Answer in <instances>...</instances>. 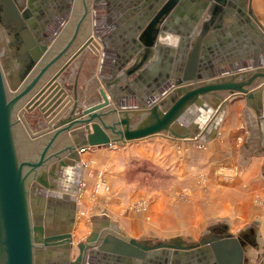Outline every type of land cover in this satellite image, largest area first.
I'll return each instance as SVG.
<instances>
[{
	"label": "water",
	"instance_id": "obj_1",
	"mask_svg": "<svg viewBox=\"0 0 264 264\" xmlns=\"http://www.w3.org/2000/svg\"><path fill=\"white\" fill-rule=\"evenodd\" d=\"M22 1L2 0L8 19L22 29L12 51L4 46L7 55L0 52V264H43V258L54 252L64 256L63 264H87L96 253L94 248L134 258H144L155 248L193 249L192 253L200 260L204 258L205 264H240L243 248L230 235L192 243L175 238L151 244L105 233L97 225L76 244L79 254L70 259L75 245L74 217L64 209L65 225L57 226L59 208L64 203L53 197L51 191L60 169L80 162L81 151L85 148L124 145L157 134L182 139L203 138V132L208 129L179 127L174 123L177 115L192 101L208 104L216 111L221 102L223 110L227 100L220 91L252 96L250 87L264 78V68L243 70L208 81L197 79L194 70L187 71L182 78L194 81L193 84L157 83L147 96L133 101H127V93H119L107 84L106 88L99 89L102 100L83 106L76 85L73 95L69 94L59 79L76 57L92 44L95 35L107 45L97 32L94 36L91 34L92 0H75L70 22L54 39L46 36L42 26L28 25L24 19L28 17L25 13L27 0ZM178 1L168 0L154 12L135 39L139 42L134 45L138 46L134 48L135 60L126 69L118 66L122 74L115 78L116 82L138 73L148 62L157 32L162 30L169 10ZM224 5L225 0H213L210 4V18L203 22L196 46H200L203 35L211 27H221L228 10ZM9 60L14 64L10 65ZM240 77L242 80L237 81ZM34 111L38 128L27 117L28 112ZM68 202L66 205L72 207L74 202ZM201 246L203 248L196 250Z\"/></svg>",
	"mask_w": 264,
	"mask_h": 264
},
{
	"label": "crops",
	"instance_id": "obj_2",
	"mask_svg": "<svg viewBox=\"0 0 264 264\" xmlns=\"http://www.w3.org/2000/svg\"><path fill=\"white\" fill-rule=\"evenodd\" d=\"M166 1L168 0H92L91 34L94 36L97 32L105 39L107 45L104 46L95 35L92 44L71 63L66 77L59 79L60 84L62 86L65 84V89L72 95L75 84L80 103L88 106L102 100L99 89L106 88L107 84L111 86L110 88H116L119 93H127L129 97L127 101H133L147 96L157 83L174 85L182 81L193 84L194 81H185L182 78L187 71L194 70L197 79L208 81L243 70L264 68V0H225L224 7L228 10L223 24L217 29L211 27L203 35L200 46H196L197 39L202 33L203 22L210 18L208 10L213 0H179L169 10L161 29L180 34L183 38L180 48L178 50L162 46L150 48L152 52L144 67L138 73L116 82L115 78L122 74L118 66L122 65L121 68L126 69L135 60L134 48L138 49V46L134 45L139 43L135 39H138V34L145 29L154 12ZM48 3L51 5V14L49 13L41 26L46 36L51 35V39H54L70 22L75 0H48ZM3 32L5 30L0 23V34ZM0 47L3 51L4 46ZM9 49L12 51V47ZM240 80L241 77L237 79ZM250 90L252 96L242 93L230 95L228 91H220L224 95V100H227L223 110H219L223 116L222 122L216 128L210 125L208 131L203 132L205 133L203 138L181 139L212 142L210 148L218 149L219 164L235 165L240 169L241 176L234 177L233 186L226 182L223 196L234 197L235 208H250L247 210L249 214H246L247 222L240 220L242 226L238 227L241 223L238 222L237 226L234 221H231V224L226 219L213 222L209 226L210 231L204 232L195 240L181 235L162 236L156 225L153 229L152 225L147 223L146 215L139 216L138 222H133L130 219L132 216H129L125 223L116 220L112 214H105L103 212L105 210L89 214L90 216L85 218L79 217L78 208L84 199L81 190L88 159L95 156V153L107 156L108 149L114 145L92 146L81 152V161L77 163L81 167L78 184L75 186L76 196L60 198L64 206L59 208L57 226L65 225L63 222L65 209L69 211V216L74 217L73 228L78 225L81 230H85L89 226L91 232L92 226L97 225L98 229L106 231L105 233L110 232L126 239L131 237L139 241H148L151 244L172 241L175 238L192 243L206 241L217 235H230L237 239L243 248L240 264H264V78L256 80ZM219 183L223 184L220 180ZM219 192L221 194V188ZM69 200L74 202L72 207L66 205ZM44 205L47 208V203ZM85 237H73L75 246L70 251V259L79 254L76 244ZM109 245L112 246L111 243ZM199 248L203 246L197 249ZM92 250L96 253L92 262L87 264H205L201 255L198 254L202 260L192 253L193 249L155 248L147 252L144 258L100 251L97 248ZM224 254L228 255V252L225 251ZM43 259V264L64 262V256L59 252H54Z\"/></svg>",
	"mask_w": 264,
	"mask_h": 264
},
{
	"label": "rangeland",
	"instance_id": "obj_3",
	"mask_svg": "<svg viewBox=\"0 0 264 264\" xmlns=\"http://www.w3.org/2000/svg\"><path fill=\"white\" fill-rule=\"evenodd\" d=\"M5 33L0 36L4 38ZM34 115L35 111L27 113L38 128ZM179 139L157 134L126 145H114L107 156L95 153L84 171L81 190L84 199L78 208L79 217L105 210V214L125 223L129 216L138 222L139 216L146 215L147 223L153 229L156 225L162 236L181 235L195 240L209 232L213 222L226 219L238 226L240 220L246 221L250 208H235V198L223 196L226 182L233 186L234 177L241 176L240 169L219 164L218 149H211L210 141ZM89 232V226L85 230L78 225L72 229L73 237L78 238Z\"/></svg>",
	"mask_w": 264,
	"mask_h": 264
},
{
	"label": "clouds",
	"instance_id": "obj_4",
	"mask_svg": "<svg viewBox=\"0 0 264 264\" xmlns=\"http://www.w3.org/2000/svg\"><path fill=\"white\" fill-rule=\"evenodd\" d=\"M182 36L174 31L164 29L157 32L156 41L153 47L162 46L173 50H178L181 46ZM222 114L208 104H200L192 101L186 105L184 110L177 115L174 123L183 128H191L193 126L200 130L209 128L210 125H219L222 122ZM94 163V162H93ZM80 164L65 165L60 169V173L54 181L55 187L51 191V195L55 198H75V186L79 180Z\"/></svg>",
	"mask_w": 264,
	"mask_h": 264
},
{
	"label": "flooded vegetation",
	"instance_id": "obj_5",
	"mask_svg": "<svg viewBox=\"0 0 264 264\" xmlns=\"http://www.w3.org/2000/svg\"><path fill=\"white\" fill-rule=\"evenodd\" d=\"M19 2L23 3L22 0H19ZM50 6L48 0H27L25 6L26 9L25 13L28 14V17L27 18L25 17L24 19L27 21L28 25L34 27L35 26L34 24H37V26L40 27L50 13ZM6 14L7 11L5 8V4L2 2V0H0V23L2 24L6 32L5 35H3L4 38L0 37L1 40L0 45L8 46L9 49L10 46L11 47L15 46L14 43L16 37L21 36L22 28L16 22H12L10 19H8L7 17L8 15ZM8 34H9V39L7 37ZM0 52L3 53V51H1V48H0ZM8 63L10 65L14 64L13 61L11 60H9ZM64 75L62 76L63 79L66 77V73H64Z\"/></svg>",
	"mask_w": 264,
	"mask_h": 264
},
{
	"label": "bare ground",
	"instance_id": "obj_6",
	"mask_svg": "<svg viewBox=\"0 0 264 264\" xmlns=\"http://www.w3.org/2000/svg\"><path fill=\"white\" fill-rule=\"evenodd\" d=\"M164 93H165V92H164ZM79 102H80V101H79ZM220 108H221V104L219 105V107H217V112H219V110H221ZM85 149H86V148H85ZM85 149H84V150H85ZM82 151H83V150H82ZM82 151H81V152H82ZM46 193H48V191H46Z\"/></svg>",
	"mask_w": 264,
	"mask_h": 264
}]
</instances>
